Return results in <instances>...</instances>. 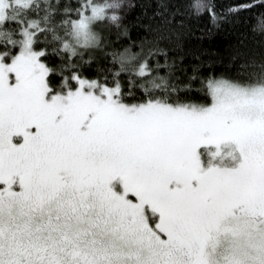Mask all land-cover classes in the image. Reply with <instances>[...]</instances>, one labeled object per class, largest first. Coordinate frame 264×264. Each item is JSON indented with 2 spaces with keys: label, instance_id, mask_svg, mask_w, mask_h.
<instances>
[{
  "label": "snow or ice",
  "instance_id": "6c2138e0",
  "mask_svg": "<svg viewBox=\"0 0 264 264\" xmlns=\"http://www.w3.org/2000/svg\"><path fill=\"white\" fill-rule=\"evenodd\" d=\"M121 7L0 0V264H264V63L201 79L202 103L149 65L167 61L158 47L113 51L111 80L84 77Z\"/></svg>",
  "mask_w": 264,
  "mask_h": 264
},
{
  "label": "trees",
  "instance_id": "16d2710c",
  "mask_svg": "<svg viewBox=\"0 0 264 264\" xmlns=\"http://www.w3.org/2000/svg\"><path fill=\"white\" fill-rule=\"evenodd\" d=\"M122 7L117 11L121 17L119 27L110 22L100 26L97 31L103 38L104 48L91 56L85 55L88 64L77 69L89 79H102L119 70L110 53L131 48L134 53L151 48H160L167 53L149 60L155 69L156 61L171 66L170 80L180 86L191 85L192 90L181 95L192 102L202 103L205 97L196 89L200 80L208 76L226 79H243L246 72L258 70L264 63V34L254 32L257 18L264 16V5L257 0L256 7L228 14L231 7L251 3L252 0H205L214 5L221 22L213 23L207 11L196 15L191 7L193 0H120ZM61 3L75 4L76 0H61ZM60 63L59 57L49 60L50 66ZM77 64L81 62L77 58ZM246 66L242 68L241 66ZM160 76H168L169 69L157 70ZM154 71V75L157 74ZM195 76L196 79H192ZM61 77L57 76L58 82ZM132 90L140 98V79ZM129 74L121 73V84L128 90Z\"/></svg>",
  "mask_w": 264,
  "mask_h": 264
},
{
  "label": "rangeland",
  "instance_id": "374dc122",
  "mask_svg": "<svg viewBox=\"0 0 264 264\" xmlns=\"http://www.w3.org/2000/svg\"><path fill=\"white\" fill-rule=\"evenodd\" d=\"M99 2H103V0H99Z\"/></svg>",
  "mask_w": 264,
  "mask_h": 264
}]
</instances>
